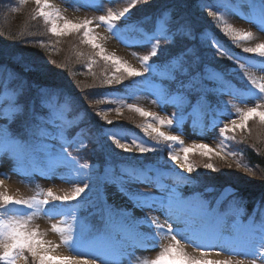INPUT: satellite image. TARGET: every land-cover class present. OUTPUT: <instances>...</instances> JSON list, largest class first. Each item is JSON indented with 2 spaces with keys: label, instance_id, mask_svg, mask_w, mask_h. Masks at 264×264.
Instances as JSON below:
<instances>
[{
  "label": "snow or ice",
  "instance_id": "snow-or-ice-1",
  "mask_svg": "<svg viewBox=\"0 0 264 264\" xmlns=\"http://www.w3.org/2000/svg\"><path fill=\"white\" fill-rule=\"evenodd\" d=\"M259 2L262 8L261 19L258 23L262 25L261 30L264 31V0H259ZM20 3L26 4L27 0H20ZM35 4L37 5V16L43 17L45 23L50 25L49 31L54 36L61 37L82 32V42L96 50L95 56L112 65L114 69L112 74L105 75L101 81L109 87L121 85L129 77H142L146 72L159 75L163 80L178 81L181 77H188L190 63L195 62L194 50L182 48L179 53L171 56L163 65L148 64L151 58L162 54L163 50L157 51L161 48V40L180 44L191 38L189 26L178 19H174L170 12L161 13L156 18L154 30L151 33L140 29L144 39L152 48L150 55L141 58L146 65L142 72L114 54H106L105 48L98 42L99 36L91 27L93 20L85 19L82 23H73L65 19L60 10L50 3V0H35ZM135 4L136 0H132L130 7L119 12L108 8L105 15L97 18L99 24L107 25L109 31H116L115 22L125 17ZM95 7L102 9L103 0L100 5ZM210 14L216 15L215 12ZM60 20H64L63 24L59 23ZM222 31L236 44L252 38L251 33L236 31L231 26H225ZM218 51L220 55H227L229 59H233L228 52L223 50L222 46H218ZM242 51L261 58L260 70L264 71V43H258L254 47H244ZM81 55L83 54L81 53ZM92 62L94 63L95 60L93 59ZM252 66L255 67V65ZM239 67L243 69L244 65L241 64ZM89 68H91V64H89ZM202 79L222 82L221 74L210 69H206ZM246 80L251 86L248 91L254 96L257 103L247 110L238 109V119L230 118L229 123L220 121L223 124L220 133L224 139H229L227 136L229 132L235 133L237 130L243 132L247 128L249 120L258 119L264 125V103H260V101H264V78L257 79L247 75ZM13 82L16 83L13 84ZM10 85L12 86L10 87ZM189 85L192 88L199 86L195 76L188 78L187 83L180 81L181 88H188ZM216 91L219 93L225 89L218 87ZM23 94V82H19V77L16 74L9 72L4 78L3 74L0 73V121H3L0 123V152H6L17 161L40 156L48 162L51 169L60 164L71 168L76 164V161L67 153L66 145L61 143L57 147L53 143L57 140L63 141L65 128L71 127L73 124L67 115L70 100L65 98L63 104H58L57 99L60 94L55 89H41L37 109L21 102L20 98ZM229 94L233 93L229 92ZM176 95H182V93L177 92ZM164 102L161 100V103ZM127 108L149 121H156V124L148 122L140 126L148 137L157 143L163 141L180 146V151L184 155L181 156L176 152L169 151L168 158L179 170L186 171L189 175L184 176L181 172L177 176L175 184L169 186L166 194L159 198L138 188L130 190L128 187L131 184L141 182L145 169L130 166L122 169V175L118 180H110L109 182L117 185L118 190L128 198L134 208L143 211L159 207L165 211L166 216L178 228L174 230L171 224L165 228L155 218L147 215L143 219H134L130 209L108 204L105 200L102 205L95 208V213L99 217V225L94 229H88L91 239L87 245L84 244L86 225L80 224L79 231L76 230L75 226L52 225V230L60 234L62 242L69 245L77 253L72 256L52 255V251L59 245H53L51 241L44 240L38 229L29 228L30 222L41 213L49 217L60 214L55 205L48 209L42 206H47L54 201L64 203L78 200L89 186L85 184L84 187H76L73 192L64 195H57L48 189L43 199L38 198L39 194L29 199H17L6 192H0V264H20L21 260L24 264H29V256L32 264H97V258L100 259L101 264H120V257H127L131 261L135 255V249L142 247L146 240L153 241L149 245L150 248L160 247L161 250L155 259L145 261V264H245L242 259L209 258L214 251L216 255H220L222 251L239 255L240 250L245 246L253 249L244 253L246 256L253 257L251 264H255L256 258H264V218L257 221L250 217L248 222L244 224L238 219L240 206L235 198L227 208L221 210L222 199H217L213 205L210 201L205 200L201 193H193L191 196L185 197L178 191L184 181L191 179L190 174L194 171V165L189 160L190 154L198 151L200 155L211 158L212 154L220 156V153L203 143H194L191 147L184 146V141L180 137L162 131L161 128L164 126L171 127L173 125L172 119L165 120L133 104H128ZM115 111L118 115L121 114L119 108ZM97 115L100 114L97 113ZM102 119L109 125L114 123L107 120L106 116ZM18 121V129L13 130L12 125ZM177 130H181L179 124H177ZM104 134L124 152L135 151L143 155L159 150L156 147L146 146L143 142H137L135 139L122 142L123 137H118L113 130H108ZM230 139L235 140V136ZM82 167L88 168L89 166L83 165ZM204 167L215 171V166L211 163L205 164ZM148 171H154V169H148ZM3 184L4 181L0 180V186ZM156 186L159 187L160 185L157 184ZM9 206H23L32 211L27 214L11 213ZM64 214L70 215V218L78 223L75 211ZM229 216L236 217L231 224L227 220ZM141 224H146L152 229L150 236L138 231ZM181 225L183 227H179ZM226 231L232 234V238L220 244L219 241L224 239L223 233ZM66 233L68 234L66 235ZM241 233L247 236L246 240L238 239ZM125 235L132 236L133 242L129 243L120 239L121 236ZM178 235L187 242L195 244L201 253L200 258L186 253L181 245V240L177 239ZM136 239H139L141 243L136 244ZM161 239H169L170 242L166 246H162L160 244ZM85 247L89 251H84ZM110 255L112 259H109ZM89 256L92 258L89 259Z\"/></svg>",
  "mask_w": 264,
  "mask_h": 264
},
{
  "label": "trees",
  "instance_id": "trees-1",
  "mask_svg": "<svg viewBox=\"0 0 264 264\" xmlns=\"http://www.w3.org/2000/svg\"><path fill=\"white\" fill-rule=\"evenodd\" d=\"M239 1L246 10L247 5ZM229 10L222 0H136L130 12L116 21L115 25L117 30L133 39H140V29L145 32L143 26L149 25L147 21H155L164 12H170L174 19L189 26L190 39L180 44L164 41L157 50H163L161 55L164 54L163 58L167 61L182 48H192L195 52L194 66H189L188 77H181L178 81L163 80L167 84L165 94L171 98L177 96L180 100H186L187 111L192 104L202 102L200 86L206 80L202 79L196 88L190 85L188 88H181L180 81L187 83L192 76L200 80L202 76L196 73L204 75L206 69H210L207 66L226 71V67L232 62V59L220 55L210 42L221 34L225 35L222 31L225 26L237 30L233 20L237 18ZM36 12L37 5L34 1L27 0L26 4H21L20 0H0V73L6 78L11 72L19 77V82H23L21 102L38 109L40 91L46 88L55 89L60 94L58 104L64 103L65 98L70 100L67 115L73 124L65 128L63 142L67 153L80 162L98 161L105 164L106 157L110 155L117 161L140 160L155 168L170 166V162L164 159L168 156V144L164 146L165 150L162 149L165 153L156 151L140 155L137 152L122 151L104 134L109 129L115 131L130 128L140 131L145 117L129 110L127 105H123L122 98L115 96L123 88L126 90L124 83L109 87L101 82L114 69L111 64L95 56L96 50L82 42V32L56 37L49 31L50 25L45 23L43 17L37 16ZM212 12L216 15H211ZM213 71L219 73L217 70ZM226 75L239 81L234 73L228 72ZM177 92L182 95H176ZM122 106L124 109L118 115L115 109L120 110ZM105 115L107 120L114 123L107 124L102 119ZM103 125L109 129L101 128ZM18 127L19 121L12 125L13 130ZM230 135L235 136V140L231 139L223 149L231 158L221 159V156L215 154L209 158L200 155L198 151L189 155V160L194 165V171L190 174L194 181L185 183L180 191H207L213 187V191L207 192V195L215 198L225 187L231 186L238 189L236 194L248 209L260 202L259 209L263 214L264 125L258 119H252L243 132L237 130L235 133L230 132ZM151 140L156 142L152 138ZM207 163L213 164L215 171L206 169L204 165Z\"/></svg>",
  "mask_w": 264,
  "mask_h": 264
},
{
  "label": "rangeland",
  "instance_id": "rangeland-1",
  "mask_svg": "<svg viewBox=\"0 0 264 264\" xmlns=\"http://www.w3.org/2000/svg\"><path fill=\"white\" fill-rule=\"evenodd\" d=\"M105 1L106 2H104L103 0L102 9H97L95 7L96 5H100L102 0H96V3L94 5L93 1L86 0H50V3L55 8L60 10L61 15L65 19L72 21L73 23H82L85 19L93 20V24L91 25V27H93L95 33L99 36L98 42L102 44V46L105 48L106 54H114L121 60L142 71V63H139V55L141 53V50L137 47L129 45L125 40L121 38V35L119 33H116V31H109L107 25L99 24V21L97 19L99 16L105 15L108 8H111L112 10L117 12L123 10L124 8L129 6L132 0H111V2H109V0ZM63 22L64 20L59 21L60 24H63ZM98 24L99 26H97ZM237 24L242 25L238 21ZM257 32L258 29H255L254 33L256 34ZM262 37L263 36H261V33H259L255 36V38L250 41L259 40V38ZM245 71L249 72L248 70ZM259 78L262 79L264 77ZM137 100V103L140 106H143L146 110H149L151 113H154L164 118L165 120L172 119L173 125L171 127L164 126L163 128H161V130L167 134L176 135L180 137V139L184 141V146L191 147L194 143H203L207 144L210 148L216 150V141H220L221 139H223V136L220 133V128L214 129L211 128V126L208 127L205 124L201 126L199 124H195L194 122H187V125L185 127L182 128L181 126H179L181 130H177V123L174 122L175 119L173 118L170 111L167 108H164L162 105L157 104L150 95H147L145 93L140 94ZM253 100L256 101L254 96L252 95L251 99L246 100L242 104L232 102L228 109L222 112L223 114L220 116L218 124L223 125L222 123H220V121H223V123H229L230 118L238 119L239 113L237 110H247V108L253 107ZM260 103H264V101H260ZM0 123H3V121H0ZM152 123L156 124V121ZM57 147H59V145H57ZM34 164H41L47 171L34 170ZM82 166L83 165H79L76 163L72 166L73 169H68V173H61L60 170L57 171L56 167L54 169H51L48 165V162H46L40 156L34 158H25L21 161H17L10 157L6 152H0V180L4 181L3 186H0V192H6L7 194L17 199H29L39 194L38 198L43 199L44 194L47 192L48 189H51L57 195H64L66 193L70 194L74 191L76 187H84V185L87 184L89 187L85 189V192L82 193L81 196H94L102 201V203H100L99 201V203L90 204V206L94 207L92 208L93 210L86 217H81L78 215L80 212V206H78L79 204L72 203L71 205H68L63 204L60 201H54V203L57 204L56 210L60 212V214H54L53 216L49 217L41 213L33 218V220L29 224V228L38 229L39 232L42 234V238L44 240L51 241L53 245H59L58 248H55L52 251V255H58V253H65L68 256H72L77 254L75 251L72 250L69 245H65L62 242L60 234L52 230V225L57 224L60 226H75L77 231H79L80 224L86 225L84 244L87 245L91 239V237L88 236V229L91 228V223L90 220H87V217L94 216L96 206L102 205L105 200L108 204L115 205L117 207H126L130 209L133 213L134 219H143V217L147 215L149 217L155 218L158 223L164 225V227L167 228V226L169 225L168 221L170 219L166 216L165 211L163 209L156 207L154 209H145L142 211L138 208H134L133 204L128 200V198L122 195V193L120 194L115 183L109 182V184L104 185L103 190H101L99 185L96 186V184H94L93 177L98 178L99 176V173H94L93 171V168H96L95 165L92 164V166H89L88 168H83ZM177 176L178 174L173 172H166L161 175L157 174L156 176H152V179L156 182H152L151 186L154 185L155 189H148L145 192L152 194L156 198H159L166 194L170 185L175 184V179L177 178ZM103 180L104 176L99 177L100 183H102ZM157 184H159L160 186L157 187ZM228 193H230V191H227L223 196L228 195ZM18 207L19 206H9L11 213L22 212V210ZM31 211L28 210L26 211V213H30ZM73 211H75V215L78 218V223H75L70 218V215L64 214L71 213ZM234 219H236V217L229 216L227 218L228 223L231 224ZM238 219L240 220V217H238ZM92 220V223H94L96 218L94 217L92 218ZM240 222L243 223L242 221ZM179 227L183 226L181 225ZM172 228L176 230L178 226L172 225ZM138 229L141 233L145 234L146 236H150L152 233V229L149 228L146 224H141ZM67 234L68 233H66V235ZM73 235H75V233H73ZM177 239L181 240V245L184 247V250L188 255L200 258L201 253L198 249L194 247V245H188L186 240L180 235L177 236ZM145 242L152 243L153 241L146 240ZM169 242V239L160 240V244L162 246H166ZM129 243H132V241ZM160 250V247H138L135 249V255L131 259V261H129L127 257H120V264H145V261H151L155 259L158 256ZM252 250V248L245 246L240 250L239 255L229 254L227 252H221L220 255H216L214 251L209 258H230L233 260L242 259L244 260L245 264H251V260L253 259V257H251L250 255L246 256L244 253L250 252ZM84 251L87 252L89 251V249L85 247ZM91 258L92 257L89 256V259ZM109 259H112L111 255L109 256ZM97 262L101 263L99 258H97ZM20 264H24L23 260H21ZM29 264H32L30 256ZM255 264H264V258H256Z\"/></svg>",
  "mask_w": 264,
  "mask_h": 264
},
{
  "label": "bare ground",
  "instance_id": "bare-ground-1",
  "mask_svg": "<svg viewBox=\"0 0 264 264\" xmlns=\"http://www.w3.org/2000/svg\"><path fill=\"white\" fill-rule=\"evenodd\" d=\"M241 191H242L243 193H245L243 190H241ZM168 222L171 223L172 225L176 226V224H175V223H172L171 220L168 221ZM223 237H224V239H222V240L219 241L220 244L225 243V242H227L228 240H230V239L232 238V234H231L230 232H227V231H226V232L223 233ZM239 237H240V240H241V241H244V240L247 239V236H246L245 234H243V233H241ZM121 240H126V241L129 242V240L133 241V237L130 236V235H125V236H121ZM135 241H136L137 243H138V242L141 243V241H140L139 239H136ZM57 256H68V255L65 254V253H58Z\"/></svg>",
  "mask_w": 264,
  "mask_h": 264
}]
</instances>
